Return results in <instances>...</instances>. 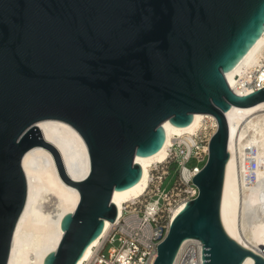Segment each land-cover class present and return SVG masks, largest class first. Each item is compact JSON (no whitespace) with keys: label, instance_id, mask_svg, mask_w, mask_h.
<instances>
[{"label":"water","instance_id":"obj_1","mask_svg":"<svg viewBox=\"0 0 264 264\" xmlns=\"http://www.w3.org/2000/svg\"><path fill=\"white\" fill-rule=\"evenodd\" d=\"M264 33V0H0V264H8L27 201L22 167L36 146L49 150L62 180L80 194L64 235L44 264H77L117 221L112 202L142 178L136 157L156 154L163 127L216 118L198 196L171 221L154 264H175L185 241L203 264L264 257L226 232L221 204L229 154L226 113L264 102V89L239 97L226 74ZM65 122L84 139L90 173L73 181L37 124Z\"/></svg>","mask_w":264,"mask_h":264},{"label":"bare ground","instance_id":"obj_2","mask_svg":"<svg viewBox=\"0 0 264 264\" xmlns=\"http://www.w3.org/2000/svg\"><path fill=\"white\" fill-rule=\"evenodd\" d=\"M263 61L264 33L237 66L226 74L229 86L239 97L254 94L246 82L251 81V74L258 71ZM256 78L264 83V74L260 71ZM206 116L214 120L212 126L215 127L214 117L205 114H195L192 123L186 127H176L169 121L164 123L166 139L163 147L152 156L135 159L143 170L141 180L129 189L113 194L112 202L118 209L117 220L124 204L132 203L146 193L151 168L168 159L173 140L197 134L206 124ZM226 118L230 159L226 168L221 220L233 240L264 257V102L250 107L232 106ZM37 128L44 142L59 153L66 175L73 181L84 180L90 173V156L79 132L57 120L39 122ZM251 159L256 161L255 168ZM22 167L28 183L27 201L15 230L8 264H44L45 258L57 249L64 235L62 219L74 212L80 194L62 180L53 154L44 147L29 150L23 157ZM46 203L51 206L45 207ZM184 206L174 212L172 220ZM112 225L106 220L101 236ZM101 236L91 243L77 264H85L93 256ZM191 245L194 247L188 251ZM175 264H203L201 243L185 241ZM243 264H254V259L247 257Z\"/></svg>","mask_w":264,"mask_h":264},{"label":"built area","instance_id":"obj_3","mask_svg":"<svg viewBox=\"0 0 264 264\" xmlns=\"http://www.w3.org/2000/svg\"><path fill=\"white\" fill-rule=\"evenodd\" d=\"M258 71L264 74V61ZM258 71L251 74V81L246 82L254 92L264 89V83L256 78ZM214 119L215 127L212 126L214 120L206 116V124L197 134L173 140L168 159L151 168L146 193L136 201L123 205L122 215L101 236L93 256L85 264H154L157 247L169 232L174 212L198 196L193 178L202 171L208 159L209 144L218 128ZM173 162L178 165V177L171 190L165 191L162 185L170 174ZM251 164L255 168L256 161L251 159ZM151 206H155L153 210ZM108 246H111L110 250L105 254Z\"/></svg>","mask_w":264,"mask_h":264},{"label":"rangeland","instance_id":"obj_4","mask_svg":"<svg viewBox=\"0 0 264 264\" xmlns=\"http://www.w3.org/2000/svg\"><path fill=\"white\" fill-rule=\"evenodd\" d=\"M193 164V163H191ZM171 170H170V174L165 178L164 182H163V185H162V189L165 190V191H170L171 188L174 186L175 182H176V179L178 177V165L176 162H173L170 166ZM51 205L49 203H46L45 204V207L49 208ZM118 244H115L114 246H117ZM110 247L111 246H108L106 248V251H105V254H107L110 250ZM194 245H191L189 248H188V251L193 248Z\"/></svg>","mask_w":264,"mask_h":264}]
</instances>
